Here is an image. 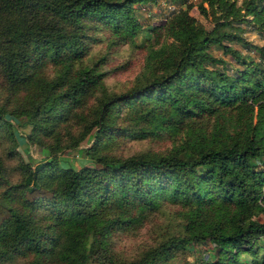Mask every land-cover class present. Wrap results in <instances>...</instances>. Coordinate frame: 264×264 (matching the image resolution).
Listing matches in <instances>:
<instances>
[{
	"label": "trees",
	"instance_id": "16d2710c",
	"mask_svg": "<svg viewBox=\"0 0 264 264\" xmlns=\"http://www.w3.org/2000/svg\"><path fill=\"white\" fill-rule=\"evenodd\" d=\"M154 1L0 0V138L11 142L13 157L14 124L23 116L31 129L18 135L28 148L48 152L35 165L19 166L18 184L0 161V264L17 258L27 259L24 264H117L110 234L165 203L180 207L185 234L131 264H154L177 246L207 243L212 264H241L242 253L260 264L264 46H254L256 62L231 44L248 43L242 23L264 31V0H201L197 9L209 27L188 8L173 13L157 32L166 39L148 52L134 83L107 91L97 64L82 63L86 21L134 33L133 5ZM211 47L244 68L228 75L226 61ZM49 64L57 67L52 76ZM97 88L101 95L86 115L82 108ZM116 135L178 137L160 154L102 152L106 138ZM67 150L90 162L62 166Z\"/></svg>",
	"mask_w": 264,
	"mask_h": 264
},
{
	"label": "rangeland",
	"instance_id": "374dc122",
	"mask_svg": "<svg viewBox=\"0 0 264 264\" xmlns=\"http://www.w3.org/2000/svg\"><path fill=\"white\" fill-rule=\"evenodd\" d=\"M200 2L201 0H155L151 3H136L132 7V19L137 25L134 33L126 28L115 32L114 27L105 21L97 19L86 21L84 47H86L87 53L82 59V63L91 67L97 64L98 70L103 73V82L107 91H124L134 83L142 71L148 52L166 39L161 35L162 33L157 36V32L173 13L188 8L192 16L209 27L208 21L198 12L197 6ZM240 26L242 35L248 43H232L231 46L239 50L241 54L248 55L249 58L258 62L259 54L254 46H264V31L251 21L242 23ZM210 52L226 61L225 68L228 75L235 76L237 70L244 68V65L235 62L228 55H223L216 47H211ZM217 66L221 68V64ZM56 70L57 67L50 64L46 67V72L50 76L54 75ZM100 95L101 90L97 88L87 97V102L82 108L84 114H89V110ZM18 120L20 121H16L15 124L13 122L17 127L18 134H28L31 127L24 124V117L21 116ZM75 120L72 121V125L77 124V119ZM68 127L70 128V126ZM66 131V129L63 130L64 135ZM18 134L15 139L16 154L13 157L8 156L7 149L11 142L6 137L0 138V161L4 162L6 169L9 168L7 174L10 180L17 184L22 181V171L19 168L22 163L30 161L35 165L48 156V152L41 151L39 147L28 148L23 136ZM177 137L165 135L138 139L116 135L106 138L101 146V151L110 156L119 157L145 153L160 154L170 149ZM60 156L59 162L62 166H67V164L77 166L80 162L84 164L90 162L83 156H76L72 150H67ZM259 217L264 220V215ZM182 223L180 207L165 203L158 210L145 212L141 221L132 227L110 234L109 248L117 264L137 262L145 253L166 242L169 238L184 235ZM212 246L210 243L196 247L177 246L162 258L157 259L154 264H212L214 253ZM254 249L256 251L257 246ZM258 251L256 260L260 264H264V245ZM26 260L17 258L5 264H24ZM252 260L248 253H242L239 257L241 264H252Z\"/></svg>",
	"mask_w": 264,
	"mask_h": 264
}]
</instances>
